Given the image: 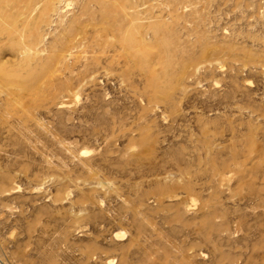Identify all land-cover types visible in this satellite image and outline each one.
Segmentation results:
<instances>
[{
	"label": "rangeland",
	"instance_id": "rangeland-1",
	"mask_svg": "<svg viewBox=\"0 0 264 264\" xmlns=\"http://www.w3.org/2000/svg\"><path fill=\"white\" fill-rule=\"evenodd\" d=\"M0 264H264V0H0Z\"/></svg>",
	"mask_w": 264,
	"mask_h": 264
}]
</instances>
